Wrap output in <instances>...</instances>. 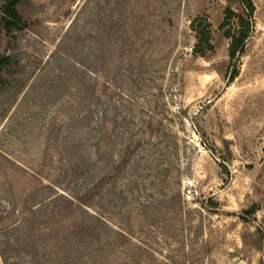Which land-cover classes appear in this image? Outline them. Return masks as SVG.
Here are the masks:
<instances>
[{
    "label": "rangeland",
    "instance_id": "rangeland-1",
    "mask_svg": "<svg viewBox=\"0 0 264 264\" xmlns=\"http://www.w3.org/2000/svg\"><path fill=\"white\" fill-rule=\"evenodd\" d=\"M252 1L232 61L228 0L18 5L26 27L0 28L12 57L0 264H264V0ZM195 17L211 24L205 56Z\"/></svg>",
    "mask_w": 264,
    "mask_h": 264
},
{
    "label": "trees",
    "instance_id": "trees-1",
    "mask_svg": "<svg viewBox=\"0 0 264 264\" xmlns=\"http://www.w3.org/2000/svg\"><path fill=\"white\" fill-rule=\"evenodd\" d=\"M24 0H0V28L6 34L24 29L27 23L24 21L21 13L18 10V5ZM229 2L237 3L238 8L227 6L223 10V18L218 28L222 30L223 36L229 40L228 43V59L232 61L236 59L243 51L245 41L249 37L252 30V17L254 13V3L252 0H228ZM190 26L195 32V42L192 47L194 55L205 56L214 49L211 35V24L206 18L195 17L190 22ZM12 64V57L9 55L0 54V82L3 81L4 70ZM236 76V72H231L228 81H232ZM80 201V199H79ZM82 202V201H81ZM85 204L84 202H82ZM86 205V204H85ZM247 213L255 211L254 206L245 210ZM97 220H100L111 229V222L105 219L99 213H96ZM113 230V228H112ZM113 232L118 235H124L121 229H114ZM125 233V232H124ZM133 256L130 257L132 264ZM92 263H99L98 256L93 255ZM165 264V263H163Z\"/></svg>",
    "mask_w": 264,
    "mask_h": 264
}]
</instances>
